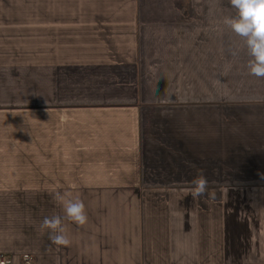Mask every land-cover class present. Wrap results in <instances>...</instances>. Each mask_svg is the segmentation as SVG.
Returning a JSON list of instances; mask_svg holds the SVG:
<instances>
[{
    "label": "crops",
    "instance_id": "0c3cea01",
    "mask_svg": "<svg viewBox=\"0 0 264 264\" xmlns=\"http://www.w3.org/2000/svg\"><path fill=\"white\" fill-rule=\"evenodd\" d=\"M235 15L229 0H0V264H264V78ZM200 25L208 39L182 33ZM201 173L214 199L192 195ZM56 191L88 216L64 219L69 247L40 229L64 217Z\"/></svg>",
    "mask_w": 264,
    "mask_h": 264
},
{
    "label": "clouds",
    "instance_id": "9594fccd",
    "mask_svg": "<svg viewBox=\"0 0 264 264\" xmlns=\"http://www.w3.org/2000/svg\"><path fill=\"white\" fill-rule=\"evenodd\" d=\"M236 15L225 17L223 23L243 40L244 47L250 59L247 62L249 74L257 78H264V0H229ZM230 54L238 55V50H230ZM165 102H172L168 97ZM191 193L196 198H215V191L209 189V181L201 173L192 182ZM76 185H72L75 189ZM53 199L60 203L64 210V217L60 215L46 216L40 222V229L47 231L51 244L69 247L71 239L63 225L66 218L78 226L88 222L85 205L79 197H73L72 191L53 193Z\"/></svg>",
    "mask_w": 264,
    "mask_h": 264
},
{
    "label": "rangeland",
    "instance_id": "374dc122",
    "mask_svg": "<svg viewBox=\"0 0 264 264\" xmlns=\"http://www.w3.org/2000/svg\"><path fill=\"white\" fill-rule=\"evenodd\" d=\"M199 30H200V33H201L200 35L203 36L202 38H207V39L211 36V33L213 32L212 27L200 25V26L194 27V29H192V30H189V29L185 30V28L183 27L182 33L185 34V35H188L189 38H196V34H198ZM215 32H217V30H215ZM215 43H216V41H215ZM186 45H188L189 49H191L190 51L192 52V57L190 58V62L193 61L195 64L197 63V67H198V65L201 66V67H203V66L205 67L206 65H210V64L207 63V59L203 58V54H204V57H207V55L203 51H205L206 49L208 50V47H206L204 45L201 46L200 43L197 44V45H199L198 47H195L191 43V41H187ZM195 48H197V49H195ZM192 49H195V50H192ZM198 51H201L202 53H197ZM225 60L227 62L225 61L224 64H222V61H220V63L218 61V63H216V66H215V70L222 71V70L228 68L229 65H231L230 61L228 62V59H225ZM226 71H229V70L227 69ZM219 78L222 80V75L221 74H220ZM187 82L189 83V86L191 87L192 79L191 80H187Z\"/></svg>",
    "mask_w": 264,
    "mask_h": 264
}]
</instances>
